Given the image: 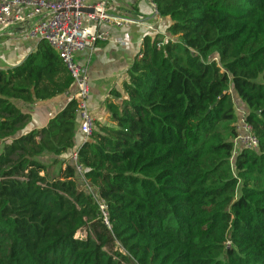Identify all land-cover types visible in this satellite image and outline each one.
Listing matches in <instances>:
<instances>
[{"label": "trees", "instance_id": "trees-1", "mask_svg": "<svg viewBox=\"0 0 264 264\" xmlns=\"http://www.w3.org/2000/svg\"><path fill=\"white\" fill-rule=\"evenodd\" d=\"M154 3L171 24L80 146L75 98L29 131L15 103L74 91L46 40L0 69V264H264V0ZM231 85L258 140L235 156Z\"/></svg>", "mask_w": 264, "mask_h": 264}, {"label": "crops", "instance_id": "crops-1", "mask_svg": "<svg viewBox=\"0 0 264 264\" xmlns=\"http://www.w3.org/2000/svg\"><path fill=\"white\" fill-rule=\"evenodd\" d=\"M98 0H91L96 2ZM106 12L109 16L120 20V25L105 23L102 28L111 32V40L98 41L93 50H84L77 54L79 64L86 69L90 76L89 109L96 122H107L109 112L106 107L107 97L113 89L122 91L123 84L129 80V69L135 56L141 48L145 34L144 23L136 24L134 21L150 22L156 28L154 34L165 33L171 24L169 17H161L157 13L154 0H106ZM86 13L93 12L91 7L85 9ZM35 21L20 24L0 31V69H9L20 65L29 54L35 51L40 39L32 35ZM124 38L125 43L117 41ZM70 92L50 100L36 101L32 104L15 100V103L26 113L32 115L26 131L43 127L49 120L58 114L71 99ZM231 92V91H230ZM237 113L246 111L247 106L237 97ZM84 142V135L80 126L76 127V143L80 146ZM49 160L53 155L46 156ZM61 161H64L62 158ZM61 168V164L56 170Z\"/></svg>", "mask_w": 264, "mask_h": 264}, {"label": "built area", "instance_id": "built-area-1", "mask_svg": "<svg viewBox=\"0 0 264 264\" xmlns=\"http://www.w3.org/2000/svg\"><path fill=\"white\" fill-rule=\"evenodd\" d=\"M106 4V0H0V31L35 21L32 35L46 40L59 53L70 71L74 78V91L70 93V97L79 103L80 130L84 141L91 135L95 120L88 105L90 76L79 64L77 54L84 50L92 51L100 40L112 39L111 32L102 28L103 25H120L121 22L109 16ZM87 7H91L93 12L86 13L83 9ZM134 22L144 23L148 32L156 31L150 22ZM117 41L125 43L122 37ZM240 113L237 122L238 136L234 140V156L242 147L258 146L251 126L246 122V111ZM72 158L77 161V151ZM77 169L82 172L80 166ZM100 206L106 215V205L101 203Z\"/></svg>", "mask_w": 264, "mask_h": 264}, {"label": "rangeland", "instance_id": "rangeland-1", "mask_svg": "<svg viewBox=\"0 0 264 264\" xmlns=\"http://www.w3.org/2000/svg\"><path fill=\"white\" fill-rule=\"evenodd\" d=\"M230 91H231V93H232V95H233V98H234V101H235V105H236V107H237V97H238V95L236 94V92H235V90L233 89V87H232V85H231V88H230ZM239 98V97H238ZM2 148H3V142L2 141H0V152H1V150H2ZM41 159L43 160V161H46V162H51V159L49 160L46 156H44V157H41ZM58 173V171L55 169V171H53L52 169H51V175H54L55 176V174H57ZM80 183L78 184L79 185V187L80 188H83V189H85L87 192H89V193H91V192H93V189L90 187V185L82 178V177H80V181H79ZM83 232V231H82Z\"/></svg>", "mask_w": 264, "mask_h": 264}, {"label": "water", "instance_id": "water-1", "mask_svg": "<svg viewBox=\"0 0 264 264\" xmlns=\"http://www.w3.org/2000/svg\"><path fill=\"white\" fill-rule=\"evenodd\" d=\"M84 11H86L85 9H83Z\"/></svg>", "mask_w": 264, "mask_h": 264}]
</instances>
